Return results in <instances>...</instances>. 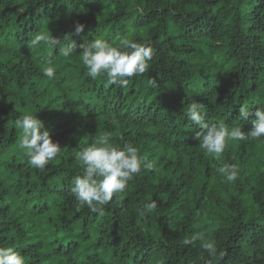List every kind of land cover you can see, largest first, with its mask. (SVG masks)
<instances>
[{"label": "trees", "instance_id": "obj_1", "mask_svg": "<svg viewBox=\"0 0 264 264\" xmlns=\"http://www.w3.org/2000/svg\"><path fill=\"white\" fill-rule=\"evenodd\" d=\"M0 264H264V0H0Z\"/></svg>", "mask_w": 264, "mask_h": 264}]
</instances>
